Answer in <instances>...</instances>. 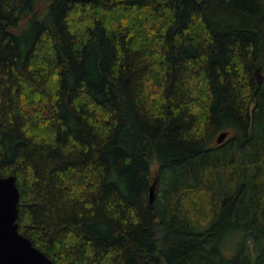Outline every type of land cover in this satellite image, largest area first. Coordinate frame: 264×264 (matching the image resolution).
<instances>
[{
	"label": "trees",
	"instance_id": "trees-1",
	"mask_svg": "<svg viewBox=\"0 0 264 264\" xmlns=\"http://www.w3.org/2000/svg\"><path fill=\"white\" fill-rule=\"evenodd\" d=\"M11 175L54 264H264V0H0Z\"/></svg>",
	"mask_w": 264,
	"mask_h": 264
},
{
	"label": "water",
	"instance_id": "water-1",
	"mask_svg": "<svg viewBox=\"0 0 264 264\" xmlns=\"http://www.w3.org/2000/svg\"><path fill=\"white\" fill-rule=\"evenodd\" d=\"M228 133H221L217 143L222 144ZM157 179L150 190L151 203L155 199ZM20 191L15 176H0V264H54L35 247L33 242L20 233L18 225Z\"/></svg>",
	"mask_w": 264,
	"mask_h": 264
},
{
	"label": "rangeland",
	"instance_id": "rangeland-1",
	"mask_svg": "<svg viewBox=\"0 0 264 264\" xmlns=\"http://www.w3.org/2000/svg\"><path fill=\"white\" fill-rule=\"evenodd\" d=\"M157 168V165L155 164V166H153V171H155Z\"/></svg>",
	"mask_w": 264,
	"mask_h": 264
}]
</instances>
